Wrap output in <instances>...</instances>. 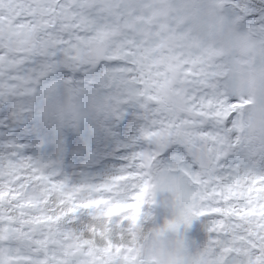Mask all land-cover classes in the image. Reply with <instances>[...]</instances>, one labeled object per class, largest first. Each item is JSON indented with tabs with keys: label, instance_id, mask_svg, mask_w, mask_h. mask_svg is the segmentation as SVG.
Listing matches in <instances>:
<instances>
[{
	"label": "snow or ice",
	"instance_id": "obj_1",
	"mask_svg": "<svg viewBox=\"0 0 264 264\" xmlns=\"http://www.w3.org/2000/svg\"><path fill=\"white\" fill-rule=\"evenodd\" d=\"M0 264H264V0H0Z\"/></svg>",
	"mask_w": 264,
	"mask_h": 264
},
{
	"label": "rangeland",
	"instance_id": "obj_2",
	"mask_svg": "<svg viewBox=\"0 0 264 264\" xmlns=\"http://www.w3.org/2000/svg\"><path fill=\"white\" fill-rule=\"evenodd\" d=\"M25 143H29L30 145H32L35 154L38 155H51V153L47 152V147L44 144V142L40 139L39 135H37L35 137V139L33 141H24ZM71 161L73 163L74 169L79 172V171H88V170H92V173H97L98 171L101 170V166H103L104 168L110 167L111 163H100V164H94L91 165L90 167L88 166V163L86 161L85 155L84 154H73L71 156ZM148 191V186L147 184L145 185V189L144 192ZM143 193L141 194V197H139L137 199V203L134 205V220L136 218V211L138 210V208H140V206L143 204ZM116 211L115 209L113 210H109L108 214H112V212ZM148 240V236H146L144 238V241L147 242ZM166 246L168 248H173L174 247V243L171 240L166 241Z\"/></svg>",
	"mask_w": 264,
	"mask_h": 264
},
{
	"label": "trees",
	"instance_id": "obj_3",
	"mask_svg": "<svg viewBox=\"0 0 264 264\" xmlns=\"http://www.w3.org/2000/svg\"><path fill=\"white\" fill-rule=\"evenodd\" d=\"M93 144L94 146L95 145V140L93 139ZM98 148H99V151L101 153H107L106 156H104L102 159L99 160V163H96V162H93L92 158L87 154V153H84L85 155V158H86V161L88 163V166L90 167L91 165H94V164H100V163H117L119 161V155H122L123 152L121 151L118 155L117 154H113V149L115 148V144L114 142H110V138L109 139H104L101 141V143L98 145ZM71 156L69 158L66 159L65 161V165H66V168L68 170H73L74 169V166H73V163L71 161ZM87 173L89 174H93L92 173V170H88L86 171ZM145 201H143L144 203ZM141 207V206H140ZM139 213H140V208H138V210L136 211V218L134 220V213L132 214V220H133V224L135 225L137 219L139 218ZM111 215V214H109ZM147 236V234H145V236L143 237V239Z\"/></svg>",
	"mask_w": 264,
	"mask_h": 264
}]
</instances>
